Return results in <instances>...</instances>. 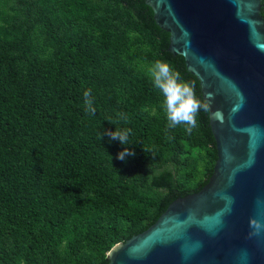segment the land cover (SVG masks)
<instances>
[{
	"label": "trees",
	"instance_id": "1",
	"mask_svg": "<svg viewBox=\"0 0 264 264\" xmlns=\"http://www.w3.org/2000/svg\"><path fill=\"white\" fill-rule=\"evenodd\" d=\"M128 22L146 34L128 0H0V264H90L212 168L199 115L191 133L149 116L151 74L113 51ZM146 40L141 67L168 62ZM116 128L129 145L101 139Z\"/></svg>",
	"mask_w": 264,
	"mask_h": 264
},
{
	"label": "water",
	"instance_id": "2",
	"mask_svg": "<svg viewBox=\"0 0 264 264\" xmlns=\"http://www.w3.org/2000/svg\"><path fill=\"white\" fill-rule=\"evenodd\" d=\"M166 60L208 104L214 159L90 264H264V0H128Z\"/></svg>",
	"mask_w": 264,
	"mask_h": 264
},
{
	"label": "clouds",
	"instance_id": "3",
	"mask_svg": "<svg viewBox=\"0 0 264 264\" xmlns=\"http://www.w3.org/2000/svg\"><path fill=\"white\" fill-rule=\"evenodd\" d=\"M153 85L163 96V104L168 121V127L175 128L178 125H184L185 131L191 133L192 129L197 126V115L201 109L208 110V104L203 102L195 94L193 86L181 79L178 71L166 61L156 60L150 69ZM88 111L95 113L92 107L91 90L84 92ZM131 129H115V131L104 130L101 133V139L107 135L110 141H119L121 145H129V134ZM135 153L128 147L117 154V159L123 161L126 157L134 156ZM250 227L254 229L252 234H259L264 228L259 220L250 219Z\"/></svg>",
	"mask_w": 264,
	"mask_h": 264
},
{
	"label": "rangeland",
	"instance_id": "4",
	"mask_svg": "<svg viewBox=\"0 0 264 264\" xmlns=\"http://www.w3.org/2000/svg\"><path fill=\"white\" fill-rule=\"evenodd\" d=\"M118 32V41L115 45V48L113 49L114 53H116V58L130 59L131 63H133L136 68H141L147 74H151L150 69L153 66L154 62H146V65L142 67L138 62L140 56L138 55V50L147 44V35L141 32L139 27L132 22L122 24ZM136 39H138L139 41H137ZM39 46L42 52H45L47 50L46 46L43 45L41 40H39ZM109 96L113 98L116 95L114 93H109ZM165 114L166 112L165 109L163 110V106L159 107L158 109H151L149 111V116L152 117H162ZM179 142L181 143V145L185 146V143L182 140L179 139ZM185 149L187 150L186 154L191 157L190 168H193L201 159V155L198 153V150L195 147H189L186 145ZM194 173V169L190 170L191 177L192 175H194ZM101 257L102 255L99 256V258Z\"/></svg>",
	"mask_w": 264,
	"mask_h": 264
}]
</instances>
